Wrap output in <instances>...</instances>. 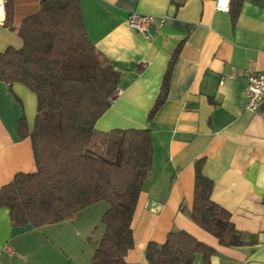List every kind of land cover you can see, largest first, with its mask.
Instances as JSON below:
<instances>
[{
	"label": "crops",
	"instance_id": "obj_1",
	"mask_svg": "<svg viewBox=\"0 0 264 264\" xmlns=\"http://www.w3.org/2000/svg\"><path fill=\"white\" fill-rule=\"evenodd\" d=\"M215 2L77 0L89 42L118 74L95 128L147 129L151 138L126 264H148L147 244H163L171 231L209 249L195 252L192 264H264V118L246 110L244 97L246 76L264 75V0H230L226 13ZM12 7L11 26L0 22V53L22 47L17 28L40 3L13 0ZM118 12L152 16L147 35ZM35 111L30 90L0 81V188L18 173L35 172L30 138L19 129L24 120L32 132ZM197 161L213 184L210 200L229 213L243 245L221 246L190 220ZM98 204L39 227L13 225L0 208V264H89L93 248L82 255L75 243L82 247L90 231L98 232L96 219L106 210Z\"/></svg>",
	"mask_w": 264,
	"mask_h": 264
},
{
	"label": "trees",
	"instance_id": "obj_2",
	"mask_svg": "<svg viewBox=\"0 0 264 264\" xmlns=\"http://www.w3.org/2000/svg\"><path fill=\"white\" fill-rule=\"evenodd\" d=\"M3 3L2 24L10 27L13 0ZM39 3V11L17 28L22 47L0 53V81L20 83L36 98L32 132L24 120L19 126L30 138L35 172L18 173L0 188V208L8 210L13 225L39 227L105 202L104 233L97 242L88 239L89 264H126L133 247L131 220L151 168L150 133L95 128L111 105L118 74L89 42L77 0ZM201 166L202 161L195 163L189 218L219 245L239 247L244 241L229 213L210 200L213 184ZM206 250L186 233L171 231L163 244H147L145 259L148 264H192L195 252Z\"/></svg>",
	"mask_w": 264,
	"mask_h": 264
},
{
	"label": "built area",
	"instance_id": "obj_3",
	"mask_svg": "<svg viewBox=\"0 0 264 264\" xmlns=\"http://www.w3.org/2000/svg\"><path fill=\"white\" fill-rule=\"evenodd\" d=\"M228 5L229 0H216L215 10L226 13L228 11ZM118 15L124 19L131 29L144 36L147 35L148 28L153 22L152 16L127 12H118ZM3 20L4 3L3 0H0V22ZM244 97L246 110L251 113H257L264 118V75L248 74L246 76ZM153 209L157 210V207H153Z\"/></svg>",
	"mask_w": 264,
	"mask_h": 264
},
{
	"label": "rangeland",
	"instance_id": "obj_4",
	"mask_svg": "<svg viewBox=\"0 0 264 264\" xmlns=\"http://www.w3.org/2000/svg\"><path fill=\"white\" fill-rule=\"evenodd\" d=\"M101 204H98V205H105L106 206V208H107V204L105 203V202H100ZM97 220V223L99 224V226L97 227V231L98 232H94V230L93 231H90V233L88 234V235H86V237L83 239L84 241L87 239V237L88 236H90L91 235V240L93 241V240H96V238H98V236H99V232L101 231V229H104L103 228V226H100V223H99V219H96ZM96 230V229H95ZM84 243V242H83ZM91 244L90 243H84L83 244V246L81 247V241H80V245H78V243L76 242L75 243V248H76V251L77 252H81V253H83L82 255H85L84 253H86L87 251H92L91 250ZM80 254V253H79Z\"/></svg>",
	"mask_w": 264,
	"mask_h": 264
}]
</instances>
